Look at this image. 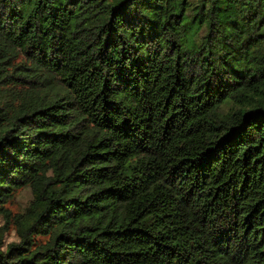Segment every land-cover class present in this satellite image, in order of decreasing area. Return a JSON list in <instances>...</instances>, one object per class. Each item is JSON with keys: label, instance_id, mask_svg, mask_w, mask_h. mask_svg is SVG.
Here are the masks:
<instances>
[{"label": "trees", "instance_id": "trees-1", "mask_svg": "<svg viewBox=\"0 0 264 264\" xmlns=\"http://www.w3.org/2000/svg\"><path fill=\"white\" fill-rule=\"evenodd\" d=\"M0 222V264H264V0H0Z\"/></svg>", "mask_w": 264, "mask_h": 264}, {"label": "rangeland", "instance_id": "rangeland-1", "mask_svg": "<svg viewBox=\"0 0 264 264\" xmlns=\"http://www.w3.org/2000/svg\"><path fill=\"white\" fill-rule=\"evenodd\" d=\"M27 200H28L27 192L18 191L13 202H11V204L8 206L13 212H18L21 210L22 207H24L26 205ZM1 223L2 222H0V224ZM13 231L10 232V235H7V237L5 239L6 243L14 240L13 239Z\"/></svg>", "mask_w": 264, "mask_h": 264}]
</instances>
